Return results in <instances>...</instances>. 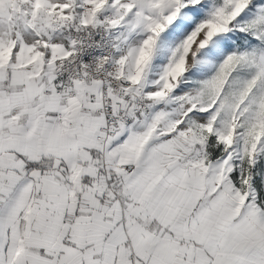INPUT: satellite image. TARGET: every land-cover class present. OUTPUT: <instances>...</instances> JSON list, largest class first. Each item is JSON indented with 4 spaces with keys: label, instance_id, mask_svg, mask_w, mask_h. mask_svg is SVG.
<instances>
[{
    "label": "snow or ice",
    "instance_id": "6c2138e0",
    "mask_svg": "<svg viewBox=\"0 0 264 264\" xmlns=\"http://www.w3.org/2000/svg\"><path fill=\"white\" fill-rule=\"evenodd\" d=\"M0 264H264V0H0Z\"/></svg>",
    "mask_w": 264,
    "mask_h": 264
}]
</instances>
